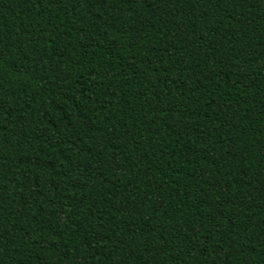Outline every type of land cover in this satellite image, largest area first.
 Segmentation results:
<instances>
[{
  "label": "trees",
  "instance_id": "obj_1",
  "mask_svg": "<svg viewBox=\"0 0 264 264\" xmlns=\"http://www.w3.org/2000/svg\"><path fill=\"white\" fill-rule=\"evenodd\" d=\"M0 264H264V0H0Z\"/></svg>",
  "mask_w": 264,
  "mask_h": 264
}]
</instances>
